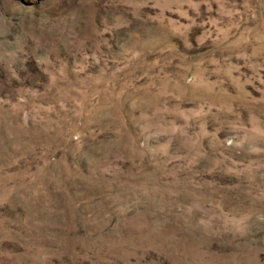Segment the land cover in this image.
<instances>
[{"label":"rangeland","instance_id":"obj_1","mask_svg":"<svg viewBox=\"0 0 264 264\" xmlns=\"http://www.w3.org/2000/svg\"><path fill=\"white\" fill-rule=\"evenodd\" d=\"M0 264H264V0H0Z\"/></svg>","mask_w":264,"mask_h":264}]
</instances>
